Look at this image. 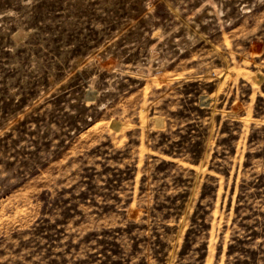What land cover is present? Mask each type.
I'll use <instances>...</instances> for the list:
<instances>
[{"label":"rangeland","instance_id":"obj_1","mask_svg":"<svg viewBox=\"0 0 264 264\" xmlns=\"http://www.w3.org/2000/svg\"><path fill=\"white\" fill-rule=\"evenodd\" d=\"M0 264H264V0H0Z\"/></svg>","mask_w":264,"mask_h":264}]
</instances>
